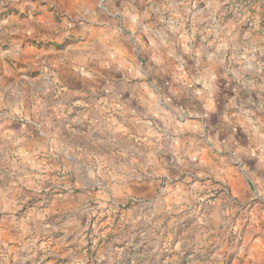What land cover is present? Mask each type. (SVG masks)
Returning a JSON list of instances; mask_svg holds the SVG:
<instances>
[{
  "label": "rangeland",
  "instance_id": "374dc122",
  "mask_svg": "<svg viewBox=\"0 0 264 264\" xmlns=\"http://www.w3.org/2000/svg\"><path fill=\"white\" fill-rule=\"evenodd\" d=\"M0 264H264V0H0Z\"/></svg>",
  "mask_w": 264,
  "mask_h": 264
},
{
  "label": "crops",
  "instance_id": "0c3cea01",
  "mask_svg": "<svg viewBox=\"0 0 264 264\" xmlns=\"http://www.w3.org/2000/svg\"><path fill=\"white\" fill-rule=\"evenodd\" d=\"M150 5H153V4L150 3ZM23 143H24V147H26L27 149H29V151L32 152L31 154L34 156L35 155V152H36V149H34V148L32 149V147H34V146L31 144L32 143L31 140H29V138L28 139H24L23 140Z\"/></svg>",
  "mask_w": 264,
  "mask_h": 264
}]
</instances>
